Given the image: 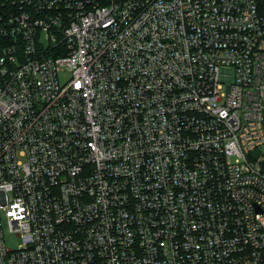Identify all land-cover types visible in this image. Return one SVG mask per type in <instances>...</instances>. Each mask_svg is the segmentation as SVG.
I'll use <instances>...</instances> for the list:
<instances>
[{"label": "built area", "instance_id": "2783aa9c", "mask_svg": "<svg viewBox=\"0 0 264 264\" xmlns=\"http://www.w3.org/2000/svg\"><path fill=\"white\" fill-rule=\"evenodd\" d=\"M0 1V264H264L256 0Z\"/></svg>", "mask_w": 264, "mask_h": 264}, {"label": "rangeland", "instance_id": "374dc122", "mask_svg": "<svg viewBox=\"0 0 264 264\" xmlns=\"http://www.w3.org/2000/svg\"><path fill=\"white\" fill-rule=\"evenodd\" d=\"M5 242L8 246H15L17 244V239L12 233L5 231Z\"/></svg>", "mask_w": 264, "mask_h": 264}, {"label": "trees", "instance_id": "16d2710c", "mask_svg": "<svg viewBox=\"0 0 264 264\" xmlns=\"http://www.w3.org/2000/svg\"><path fill=\"white\" fill-rule=\"evenodd\" d=\"M256 3H257L259 13L264 16V0H256ZM0 4H1V1H0Z\"/></svg>", "mask_w": 264, "mask_h": 264}]
</instances>
